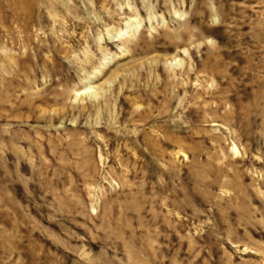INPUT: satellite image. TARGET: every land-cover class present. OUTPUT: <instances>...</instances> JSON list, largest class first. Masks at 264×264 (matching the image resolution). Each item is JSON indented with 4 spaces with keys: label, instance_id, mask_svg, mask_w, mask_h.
<instances>
[{
    "label": "rangeland",
    "instance_id": "obj_1",
    "mask_svg": "<svg viewBox=\"0 0 264 264\" xmlns=\"http://www.w3.org/2000/svg\"><path fill=\"white\" fill-rule=\"evenodd\" d=\"M0 264H264V0H0Z\"/></svg>",
    "mask_w": 264,
    "mask_h": 264
}]
</instances>
